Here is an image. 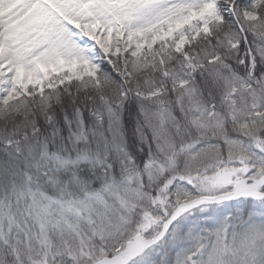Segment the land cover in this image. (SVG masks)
Listing matches in <instances>:
<instances>
[{"label":"snow or ice","instance_id":"1","mask_svg":"<svg viewBox=\"0 0 264 264\" xmlns=\"http://www.w3.org/2000/svg\"><path fill=\"white\" fill-rule=\"evenodd\" d=\"M0 264H264V0H0Z\"/></svg>","mask_w":264,"mask_h":264}]
</instances>
